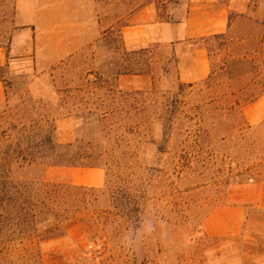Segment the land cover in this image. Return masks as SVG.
<instances>
[{"label":"rangeland","instance_id":"obj_1","mask_svg":"<svg viewBox=\"0 0 264 264\" xmlns=\"http://www.w3.org/2000/svg\"><path fill=\"white\" fill-rule=\"evenodd\" d=\"M219 1L224 37L176 49L191 0H92V42L46 71L0 69V151L46 133L54 145L0 173L76 187L65 232L29 243L3 228L0 264H264V120L244 115L264 95V0ZM147 4L163 24L155 41L124 45L121 27ZM189 43L207 50L209 75L182 83ZM88 169L100 185L67 181ZM142 224L152 230L126 247Z\"/></svg>","mask_w":264,"mask_h":264},{"label":"crops","instance_id":"obj_2","mask_svg":"<svg viewBox=\"0 0 264 264\" xmlns=\"http://www.w3.org/2000/svg\"><path fill=\"white\" fill-rule=\"evenodd\" d=\"M92 0H0V67L27 66L46 71L68 60L97 36ZM122 26L124 45L145 47L152 29L159 25L156 10L147 4ZM153 27V28H152ZM174 47L181 40L209 37L227 32V7L219 0H191L186 23ZM178 80L195 83L209 75L207 50L201 43L178 50ZM121 75L120 77H124ZM134 77V76H133ZM249 124L264 120V95L244 109ZM69 182L98 186L103 172L88 169L72 172Z\"/></svg>","mask_w":264,"mask_h":264},{"label":"trees","instance_id":"obj_3","mask_svg":"<svg viewBox=\"0 0 264 264\" xmlns=\"http://www.w3.org/2000/svg\"><path fill=\"white\" fill-rule=\"evenodd\" d=\"M224 35H212L208 39L218 40ZM5 148L0 151V169L9 166L14 158H20L26 164L42 159L53 153L54 145L50 133H46L40 144ZM73 189L76 187L68 182L38 178L15 181L1 172L0 232L6 228L11 235H16L15 239L29 243L48 239L56 231L65 232V224L73 219L69 214ZM2 244L4 242H0Z\"/></svg>","mask_w":264,"mask_h":264},{"label":"clouds","instance_id":"obj_4","mask_svg":"<svg viewBox=\"0 0 264 264\" xmlns=\"http://www.w3.org/2000/svg\"><path fill=\"white\" fill-rule=\"evenodd\" d=\"M151 230L152 227L147 224H142L139 229L129 230V235L125 236V240L127 241L126 247L132 249L133 245L136 244L137 240L143 235L149 233Z\"/></svg>","mask_w":264,"mask_h":264}]
</instances>
